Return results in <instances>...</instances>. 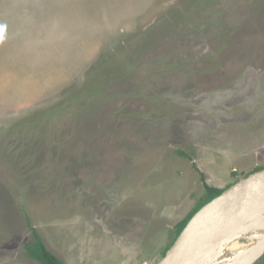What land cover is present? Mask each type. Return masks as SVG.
<instances>
[{
  "label": "rangeland",
  "instance_id": "rangeland-1",
  "mask_svg": "<svg viewBox=\"0 0 264 264\" xmlns=\"http://www.w3.org/2000/svg\"><path fill=\"white\" fill-rule=\"evenodd\" d=\"M263 166L264 0H0V264H38L29 225L64 264H156L201 176Z\"/></svg>",
  "mask_w": 264,
  "mask_h": 264
},
{
  "label": "water",
  "instance_id": "water-1",
  "mask_svg": "<svg viewBox=\"0 0 264 264\" xmlns=\"http://www.w3.org/2000/svg\"><path fill=\"white\" fill-rule=\"evenodd\" d=\"M264 213V169L251 173L205 204L156 264H186L250 218ZM264 253L253 262L260 259Z\"/></svg>",
  "mask_w": 264,
  "mask_h": 264
},
{
  "label": "bare ground",
  "instance_id": "bare-ground-1",
  "mask_svg": "<svg viewBox=\"0 0 264 264\" xmlns=\"http://www.w3.org/2000/svg\"><path fill=\"white\" fill-rule=\"evenodd\" d=\"M257 240L264 246V213L250 218L186 264H236L240 252Z\"/></svg>",
  "mask_w": 264,
  "mask_h": 264
},
{
  "label": "trees",
  "instance_id": "trees-1",
  "mask_svg": "<svg viewBox=\"0 0 264 264\" xmlns=\"http://www.w3.org/2000/svg\"><path fill=\"white\" fill-rule=\"evenodd\" d=\"M178 154L182 157H185L186 155L182 152H178ZM264 169L263 167H257L252 173L260 171ZM251 174V173H250ZM247 174L245 177H247ZM201 182L204 187V197L203 199L193 208V210L187 214V216L179 221L175 225V230H176V238L179 236L181 231L185 228L186 224L189 222V220L193 217V215L199 211L205 204L209 203L211 200L214 198L218 197L225 189L229 188L231 185H233L236 182H233L229 184L226 188H218V187H212L209 186L204 180L203 177L201 176ZM29 230L31 234V238L28 242L23 244V249L25 252V255L30 258L31 260L35 261L38 264H64L59 258H57L45 245L41 235L39 234L38 230L29 225ZM175 238V240H176ZM174 240V241H175ZM174 243V242H173ZM172 243V244H173ZM171 244V245H172ZM169 245L167 249L163 252L162 257H164L166 251L170 248Z\"/></svg>",
  "mask_w": 264,
  "mask_h": 264
},
{
  "label": "crops",
  "instance_id": "crops-1",
  "mask_svg": "<svg viewBox=\"0 0 264 264\" xmlns=\"http://www.w3.org/2000/svg\"><path fill=\"white\" fill-rule=\"evenodd\" d=\"M218 188H222V187H218Z\"/></svg>",
  "mask_w": 264,
  "mask_h": 264
}]
</instances>
